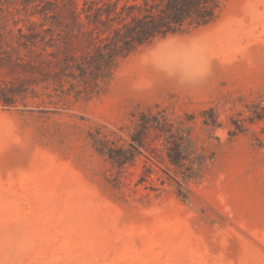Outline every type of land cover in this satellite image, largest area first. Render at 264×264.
Wrapping results in <instances>:
<instances>
[{"label": "rangeland", "instance_id": "1", "mask_svg": "<svg viewBox=\"0 0 264 264\" xmlns=\"http://www.w3.org/2000/svg\"><path fill=\"white\" fill-rule=\"evenodd\" d=\"M183 1L0 0V264H264V0ZM193 36L196 86L142 61Z\"/></svg>", "mask_w": 264, "mask_h": 264}, {"label": "clouds", "instance_id": "2", "mask_svg": "<svg viewBox=\"0 0 264 264\" xmlns=\"http://www.w3.org/2000/svg\"><path fill=\"white\" fill-rule=\"evenodd\" d=\"M172 47L165 56H142L144 63L153 65L160 75L177 87H193L209 74L210 58L207 46L199 37H167Z\"/></svg>", "mask_w": 264, "mask_h": 264}, {"label": "trees", "instance_id": "3", "mask_svg": "<svg viewBox=\"0 0 264 264\" xmlns=\"http://www.w3.org/2000/svg\"><path fill=\"white\" fill-rule=\"evenodd\" d=\"M205 2H207L205 0ZM196 6L198 5V3H193V2H189V0H184L183 3H182V9L179 11V12H176V16L174 17L175 18V21L177 22H184V20L187 19L188 14L190 13H187V11L191 10L192 9V6ZM191 8V9H190ZM187 9V11H186ZM188 11V12H189ZM197 14H198V19H197V23H201V22H205L207 21L210 17H211V11L209 10H206V9H196L195 11ZM154 118V117H152ZM148 117L145 116V115H142V118L140 119L141 122L139 123V126L143 129L145 126V124H147V120ZM143 136L141 135V133H134L132 136H131V140H132V143H130V146H131V149H118L116 152H117V155H114L112 154L111 152L108 153L109 157L112 159V160H115V161H119V162H126V161H129V160H133V158L135 157L136 153H141V151L139 150V147H142V138ZM100 152L102 153H105V151H103V149H100ZM168 161H169V164L171 165L170 167L168 166L167 169H171V167H173V169H177V168H182L184 167L185 165L189 166V168L185 169V175H183V178H188V177H191L194 175V173H196L201 165L203 164V160L202 159H196V161L194 162L193 159H190L189 157H186L185 155H183V153L181 152V148L180 147H177L176 148V151L175 153L173 154H169L168 155Z\"/></svg>", "mask_w": 264, "mask_h": 264}]
</instances>
